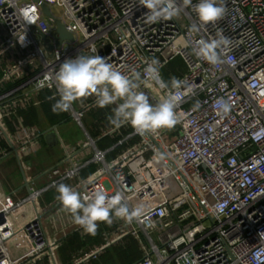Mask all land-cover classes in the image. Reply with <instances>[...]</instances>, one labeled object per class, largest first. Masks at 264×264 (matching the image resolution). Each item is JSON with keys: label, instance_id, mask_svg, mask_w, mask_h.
<instances>
[{"label": "built area", "instance_id": "2783aa9c", "mask_svg": "<svg viewBox=\"0 0 264 264\" xmlns=\"http://www.w3.org/2000/svg\"><path fill=\"white\" fill-rule=\"evenodd\" d=\"M41 4L52 14L53 7L60 9V17L53 15L74 41L66 39L56 47V25ZM225 6L224 19L193 33L190 26L199 21L191 7L178 18L150 24L139 0H0V23L8 32L0 56L24 51L0 72V88L19 82L0 93V137L6 121L18 113L20 95L56 89L45 77L77 53L105 57L125 74L135 68L142 79L145 59L160 61L164 80L166 66L176 58L183 61L185 72L172 76L193 85L195 95L183 98L177 110L181 122L146 139L129 124L122 125L131 129L127 148L111 161L96 151L93 161L101 167L73 186L81 192L103 187L109 195L120 191L130 207L148 209L132 224L115 220V231L105 235L107 245L134 237L142 248L135 264H264V0H226ZM217 30L231 40L225 55L231 62L220 67L192 52L198 40L215 37ZM140 90L152 104L166 94L154 80H146ZM221 97L232 104L225 118L214 107ZM48 174L64 180L77 170L61 164ZM26 185L28 197L0 213V264H38L44 258L59 264V242L45 230V211L36 208L41 190L28 177ZM28 203L36 214L21 223L18 218ZM18 235L29 249L15 259L8 243Z\"/></svg>", "mask_w": 264, "mask_h": 264}, {"label": "crops", "instance_id": "0c3cea01", "mask_svg": "<svg viewBox=\"0 0 264 264\" xmlns=\"http://www.w3.org/2000/svg\"><path fill=\"white\" fill-rule=\"evenodd\" d=\"M7 35L6 26L0 23V44ZM22 55L24 51L19 49L1 55L0 72ZM170 77L172 74L167 75L166 81ZM18 83L3 84L0 93ZM52 96L59 98L56 89L20 95L22 99L17 115L6 121L5 133L0 137V213L28 197V177L33 180V186L41 190L36 208L45 211V230L50 238L59 242L56 251L59 264H135L142 257V248L134 237L126 236L107 245L105 235L113 234L115 221L110 226L100 223L96 235L85 234L83 229L72 222L69 214L60 210L61 205L55 206L57 193L52 187L54 182H63L73 187L80 179H86L95 173L102 165L93 161L96 151H100L106 161L115 159L127 148L126 137L131 129L112 126L107 117L112 114L115 105L99 108L94 96L74 103L68 112L59 113L52 111L55 103V100L49 99ZM74 113L78 114V120L73 116ZM70 118L78 124L85 139L69 143L64 141L59 126ZM52 130L56 132L59 142L51 145L45 135ZM91 141L94 145H89ZM129 142L133 143L134 139ZM61 164L62 168L76 167L77 175L64 180L49 176V170ZM35 214L34 205L28 203L26 212L18 221L26 223ZM8 248L11 256L19 259L28 251L29 243L23 236L18 235L8 243ZM80 259L82 260L78 263ZM38 264L50 263L48 258H44Z\"/></svg>", "mask_w": 264, "mask_h": 264}, {"label": "clouds", "instance_id": "9594fccd", "mask_svg": "<svg viewBox=\"0 0 264 264\" xmlns=\"http://www.w3.org/2000/svg\"><path fill=\"white\" fill-rule=\"evenodd\" d=\"M139 4L147 9L146 22L150 24L178 18L182 11L191 7L199 23L192 24L190 31L199 33L207 25H215L224 19L228 13L226 0H139ZM24 37L21 39L23 42ZM231 40L217 30L215 37L200 39L192 49L193 54L214 67H220L231 62L225 55ZM142 74L133 68L130 74L117 70L105 57L100 55H85L77 53L75 58L65 59L54 75L45 77L54 81L56 96L52 106L54 113L68 112L76 102L95 97L97 107L105 108L115 105L108 122L115 128L129 124L135 134L147 138L158 134L161 130H172L181 122V113L177 110L184 97L194 96V86L176 76L165 81L160 76L162 65L156 58L145 59ZM146 80H154L158 87L166 90L159 102L152 104L141 85ZM41 87L44 86L42 82ZM51 87V84L48 85ZM199 100L194 108H199ZM216 114L221 118L227 117L232 109L229 100L221 97L215 101ZM160 160L165 154L157 153ZM91 183V180L88 181ZM57 193L55 199L60 203V210L71 216L72 222L83 229L85 234L96 235L100 223L111 225L115 220H123L128 224L139 221L148 209L144 205L130 207L122 192L116 191L109 195L103 187H95L91 191L81 192L76 188L61 183H53Z\"/></svg>", "mask_w": 264, "mask_h": 264}, {"label": "rangeland", "instance_id": "374dc122", "mask_svg": "<svg viewBox=\"0 0 264 264\" xmlns=\"http://www.w3.org/2000/svg\"><path fill=\"white\" fill-rule=\"evenodd\" d=\"M52 12L55 16L60 17L61 12L59 8L53 7ZM167 68L170 74H181L185 72V66L183 62L178 58L171 61ZM59 132L64 139L65 142H77L81 139H85L81 129L79 128L78 124L73 120V118L67 120L61 126H59ZM156 238V237H155Z\"/></svg>", "mask_w": 264, "mask_h": 264}, {"label": "water", "instance_id": "95a60500", "mask_svg": "<svg viewBox=\"0 0 264 264\" xmlns=\"http://www.w3.org/2000/svg\"><path fill=\"white\" fill-rule=\"evenodd\" d=\"M35 1H36L37 3L40 2V0H35ZM41 8H42L44 14H45L48 18L52 19L53 22H54L55 25H56V33L58 34V38H59L58 41H57L56 47H59V46L61 45L62 41L66 40V39H68V40H70V41H74V38H73L72 34L69 33V32L65 29L64 25L62 24V22H61L59 19H57V18L51 13L50 9H49L45 4H41ZM48 50H52V47H50ZM84 54H85V53H84ZM85 55H86V54H85ZM45 138H46L47 142H48L49 144H51V145H52V144H57V143L59 142V138H58L56 132L53 131V130H52V131H49V132L45 135Z\"/></svg>", "mask_w": 264, "mask_h": 264}, {"label": "trees", "instance_id": "16d2710c", "mask_svg": "<svg viewBox=\"0 0 264 264\" xmlns=\"http://www.w3.org/2000/svg\"><path fill=\"white\" fill-rule=\"evenodd\" d=\"M182 62H183V61H182ZM183 64H184V63H183ZM168 74H170V72H169V70H168V68H167V66H166V68L163 70V76H164L165 80L167 79L166 77H167Z\"/></svg>", "mask_w": 264, "mask_h": 264}]
</instances>
